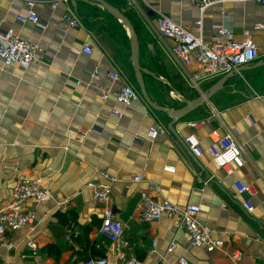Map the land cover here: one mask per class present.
I'll list each match as a JSON object with an SVG mask.
<instances>
[{"label":"crops","instance_id":"1","mask_svg":"<svg viewBox=\"0 0 264 264\" xmlns=\"http://www.w3.org/2000/svg\"><path fill=\"white\" fill-rule=\"evenodd\" d=\"M29 1L45 28L16 20L27 13ZM104 1L120 8L134 26L145 89L157 105L179 108L182 99H195L225 75L207 76L194 60L188 65L179 61L171 52L172 41L157 31L159 14L200 32L206 43L216 39V26L225 29L224 39L250 38L259 57L174 124L173 134L167 127L171 119L141 95L129 106L113 95L122 82L132 87L135 82L130 32L119 19L94 2H77L74 11L69 0H0V27H12L39 47L25 69L0 59V209L20 174L40 179L51 193L45 201L23 203L35 211V227L10 236L13 248L0 247V264H80L92 257H103L108 264L132 259L138 264H178L180 256L191 264H233L228 254L235 249L242 253L239 264H264V4L216 0L201 12L190 0ZM65 12L78 24L63 32ZM198 19L200 30L193 25ZM84 43L91 54L82 52ZM110 72L119 79L112 81ZM197 73L201 77L195 79ZM102 92H107L104 99ZM200 120L203 124L195 129L188 125ZM151 129L162 131L150 138ZM228 131L241 146L244 163L226 170L213 163L209 147ZM189 136L193 149L184 142ZM167 166L174 172L164 171ZM104 172L117 179L111 202L115 218L124 225L127 247L115 249L104 242L95 248L101 241L102 206L85 183L102 181ZM236 181L252 193L236 194ZM142 191L179 207L194 206L198 222L211 230L213 239L223 241L221 251L191 246L168 217L139 221ZM246 200L251 213L242 205ZM26 236L36 250L26 246ZM172 241L175 245L168 250Z\"/></svg>","mask_w":264,"mask_h":264},{"label":"built area","instance_id":"2","mask_svg":"<svg viewBox=\"0 0 264 264\" xmlns=\"http://www.w3.org/2000/svg\"><path fill=\"white\" fill-rule=\"evenodd\" d=\"M192 4L197 6L202 12L206 6L216 0H190ZM230 1H246V0H230ZM264 4V0H254ZM51 8L56 7L53 2ZM28 11L25 15L17 16L19 23L31 22L36 26L44 27L39 23L38 16L33 10L34 2L27 3ZM62 31L68 27L76 26L78 20L74 15L64 13L61 16ZM193 25L200 30L201 19L196 20ZM156 28L161 36L169 38L172 41L171 52L184 65H188L194 60L200 70L205 72L207 76L217 77L224 75L240 66H247L259 57V50L256 44L250 39L245 38L241 41H233L225 36V29L222 26H216L214 32L216 39L211 43L202 40L200 32L192 33L187 28L173 22L170 18L163 14H159L156 18ZM39 51L37 44L29 42L21 38L12 27H0V59L6 65H14L21 69L27 68L34 59L35 53ZM82 52L91 54L92 50L88 43L82 46ZM109 77L112 81L118 80L119 76L115 72H110ZM201 77L195 74L194 78ZM107 92H102L101 98L104 99ZM116 100L123 106L140 99L139 92L131 85L122 82L119 88L113 92ZM113 115L121 116L120 111H114ZM203 124V120L190 122L188 125L195 129ZM159 131H162L160 129ZM157 129H151L148 132L150 138H155L159 133ZM86 132V131H85ZM184 142L189 148L193 149L194 145L191 137H187ZM213 163L219 167L229 170V166L234 165L241 167L244 163L243 150L236 141L232 132L228 131L213 141L209 147ZM166 172H174L172 167H164ZM102 181H88L85 188L89 189L92 198L102 206V218L98 228V237L101 241L95 244V248H100L104 242L109 243L115 249L117 247H127L128 242L123 237L124 225L115 218L114 206L111 202L112 185L116 182V178L108 173H102ZM141 176H135L133 180L140 181ZM236 194H250L249 186L240 181L234 183ZM51 197V193L42 187L40 179L29 180L24 175L17 176L15 184L12 188L10 198L6 205L0 209V247L7 249L13 248L10 236L20 231L30 233L35 227L36 215L33 209H25L23 203L33 201H45ZM247 212L253 211L252 205L246 200L242 202ZM137 219L142 222H150L158 220L162 217H168L172 220L178 230H181L193 247L204 248L207 252L220 250L223 241L213 239L212 232L209 228L201 225L197 220V209L192 205L179 207L167 200H162L151 196L148 192L142 191L136 208ZM28 237V236H26ZM259 240V238H256ZM66 240L75 250L80 247L75 244L70 236H66ZM261 242L260 253L264 257V241ZM153 242V247L155 246ZM175 241L169 244L168 250H172ZM26 246L32 250H36V243L27 238ZM233 264H239L242 257L240 250H232L228 254ZM80 264H108L103 257H92L82 260ZM125 264H138V261L132 259ZM178 264H191L186 257L180 256Z\"/></svg>","mask_w":264,"mask_h":264},{"label":"water","instance_id":"3","mask_svg":"<svg viewBox=\"0 0 264 264\" xmlns=\"http://www.w3.org/2000/svg\"><path fill=\"white\" fill-rule=\"evenodd\" d=\"M69 2H70L74 11L77 10V2H82V3L94 2V3H97L108 14H110L114 18L119 19L123 23V25L129 30V32H130V44H129L130 57H129V59H130V62L132 63V66H133L134 79H135V82L137 84L140 95H141L142 99L153 110L163 112L171 119L167 127H168V130H170L173 134H175V130L173 128L174 124H176L179 120L184 118L187 114H189L193 110L202 106L205 103L206 99H209L212 95H214L216 92H218L219 90H221L223 88V86H224V84L228 78L232 77L236 72L242 71L244 68V66H240L237 69L226 73L224 76L219 78L209 88H207V90H205L201 95H199L195 99H193V100L182 99L181 100L182 106L179 108L164 107V106L157 105L154 102H152V100L148 96L146 89H145V83H144V79H143V70L140 67L139 57H138V55H139V41H138L134 26L130 22L129 18L121 11L120 8L114 7L104 0H69Z\"/></svg>","mask_w":264,"mask_h":264},{"label":"rangeland","instance_id":"4","mask_svg":"<svg viewBox=\"0 0 264 264\" xmlns=\"http://www.w3.org/2000/svg\"><path fill=\"white\" fill-rule=\"evenodd\" d=\"M133 81V80H132ZM135 82H131V84L136 87V85L134 84ZM136 90L138 89L137 87L135 88Z\"/></svg>","mask_w":264,"mask_h":264}]
</instances>
